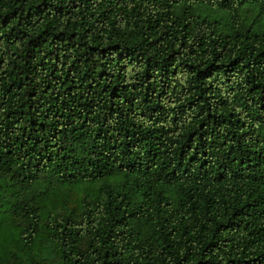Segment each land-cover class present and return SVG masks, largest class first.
<instances>
[{"label":"trees","instance_id":"obj_1","mask_svg":"<svg viewBox=\"0 0 264 264\" xmlns=\"http://www.w3.org/2000/svg\"><path fill=\"white\" fill-rule=\"evenodd\" d=\"M0 264H264V0H0Z\"/></svg>","mask_w":264,"mask_h":264}]
</instances>
